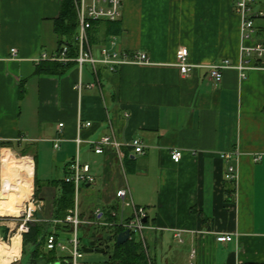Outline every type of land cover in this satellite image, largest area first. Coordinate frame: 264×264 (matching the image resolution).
Instances as JSON below:
<instances>
[{
    "label": "crops",
    "instance_id": "0c3cea01",
    "mask_svg": "<svg viewBox=\"0 0 264 264\" xmlns=\"http://www.w3.org/2000/svg\"><path fill=\"white\" fill-rule=\"evenodd\" d=\"M63 2L0 0V186L4 151H26L35 189L38 176L44 182L37 198L45 212L37 218L51 220L59 181L78 156L96 175L75 192L84 229L127 187L147 210L144 235L155 264H264V69L242 78L228 68L214 89L207 67L240 61L235 0H122L117 24L100 21L90 41L99 50L115 37L120 49L144 51L150 63L115 72L101 65L95 74L70 61L61 62V73H38L40 62L55 61H39L43 55L61 54L55 20ZM258 22L264 39V19ZM182 46L195 66L186 76L177 65ZM105 135L122 155L94 151ZM132 138L144 153L128 145ZM174 150L182 152L179 162ZM230 165L235 183L226 179ZM221 234L233 240L220 242Z\"/></svg>",
    "mask_w": 264,
    "mask_h": 264
},
{
    "label": "built area",
    "instance_id": "2783aa9c",
    "mask_svg": "<svg viewBox=\"0 0 264 264\" xmlns=\"http://www.w3.org/2000/svg\"><path fill=\"white\" fill-rule=\"evenodd\" d=\"M77 9L78 32L76 40L78 44L77 56H70L69 47L64 44L59 56L49 57L43 55L39 61L50 59L62 62L64 64L75 61L82 68L83 65L88 64L93 73L98 74L101 65H104L109 71L115 72L118 68L125 63H139L148 64L150 58L144 51L131 52L128 50L120 49L117 46L116 38L111 41L112 46L105 44L99 47V50L94 49L90 41V30L95 21H117L122 16L121 6L122 0H75ZM234 9L241 17V46H240V61L238 64H233L229 59H222L215 63L208 65L209 75L213 82L214 89H218L223 80L224 70L228 68H237L240 71L241 77L246 78V71L253 69H264V39L259 32L258 21L264 19V0H235ZM16 53V48L12 49ZM189 50L187 47L182 46L177 50V65L182 75L186 76L195 67L188 60ZM95 83H89L88 87H94ZM78 90H81L82 83H78ZM62 125V124H61ZM86 125H91V122H86ZM78 147L81 140L77 139ZM120 143L115 137L105 135L99 140L94 142L93 148L96 153H103L106 147H111L120 155ZM128 145L133 148L134 152L138 154L144 153V144L140 138H132L129 140ZM59 144L56 143L55 147ZM223 157L230 159L231 153L223 154ZM182 158L180 150L172 152V159L179 162ZM238 171L234 165H230L226 174V179L235 183L237 181ZM66 182H73L75 185V192H77L82 184H92L96 181V175L92 172L91 166L88 163H82L78 156L70 163L69 171L63 177ZM34 187V186H33ZM33 188V194L24 204L25 220L21 224V233L29 230L28 222L33 220L38 207L43 205V202L36 199ZM116 199L118 200L119 209L112 210L111 215L116 219L109 221L104 216V212L100 209L95 211L94 224L98 227L107 226L115 227L122 226V230L130 229V239L135 236L139 240L148 257L150 258L148 244L144 235V228L146 223L144 219L147 216V210L143 206L134 204L131 198L130 191L127 187L121 188L116 192ZM126 208L131 209V215L125 218ZM120 218V220H118ZM35 220V219H34ZM83 220L81 218L79 209L75 205L73 211L65 217V219H52V231L47 234L46 248L48 250H56L59 255L67 260L66 264H79L80 259L84 256V250L81 247L79 237V228L82 226ZM58 224H68L71 226L73 237L70 239L72 247L68 248L67 245L56 234L60 232L56 226ZM180 233L176 236L180 237ZM220 242L233 240L230 234H221L217 237ZM105 246V245H103ZM244 264H259V263H244Z\"/></svg>",
    "mask_w": 264,
    "mask_h": 264
},
{
    "label": "trees",
    "instance_id": "16d2710c",
    "mask_svg": "<svg viewBox=\"0 0 264 264\" xmlns=\"http://www.w3.org/2000/svg\"><path fill=\"white\" fill-rule=\"evenodd\" d=\"M100 21L93 22V28L98 25ZM111 26L117 24V21H109ZM55 30L60 36V48L64 44L69 47V55L77 56L78 44L76 34L78 32L77 9L75 0H64L60 16L55 20ZM90 30V32H91ZM64 66L59 61L40 62L38 65V73H61ZM38 185L36 181V195H38ZM60 192L55 198L52 219H65L67 214L71 213L75 206V185L73 182H66L61 179L59 181ZM119 204L116 202L104 212L106 219L115 221V217L111 215L112 210H118ZM37 213V212H36ZM51 219V220H52ZM51 220H42L41 223L37 221H30L28 223L29 230L23 233V253L31 248L29 253V264H37V259L45 264H66L67 260L59 255L56 250H48L46 248V237L51 230ZM58 230H71L68 224H58ZM106 230V234H94L90 236V240H94L96 245L103 246L105 243L113 244V250L106 255V260L100 264H155L152 258L148 257L142 243L133 236L126 243L117 245L116 235L122 231V226L107 227L101 226ZM59 236V232L56 233ZM111 235V240H107V236ZM60 237V236H59ZM42 246V252L40 247ZM28 253V252H27Z\"/></svg>",
    "mask_w": 264,
    "mask_h": 264
},
{
    "label": "bare ground",
    "instance_id": "6f19581e",
    "mask_svg": "<svg viewBox=\"0 0 264 264\" xmlns=\"http://www.w3.org/2000/svg\"><path fill=\"white\" fill-rule=\"evenodd\" d=\"M2 163L0 214L18 216L23 210L24 202L33 194L32 162L26 157L17 158L11 151L5 150ZM21 230L11 236L8 242L0 240V264H10L20 255Z\"/></svg>",
    "mask_w": 264,
    "mask_h": 264
},
{
    "label": "rangeland",
    "instance_id": "374dc122",
    "mask_svg": "<svg viewBox=\"0 0 264 264\" xmlns=\"http://www.w3.org/2000/svg\"><path fill=\"white\" fill-rule=\"evenodd\" d=\"M257 24L259 25V22H257ZM26 154H27V152L24 150L18 149V151L16 152L17 158H23ZM38 181L41 182V184L40 185L38 184V185L42 190V188L44 187V184H43L44 182L42 181V178H40L39 176H38ZM83 185L84 184H82L81 187H83ZM33 186H34V183H33ZM33 188H34V192H36L35 186ZM1 189H2V186H0V192H1ZM34 195L37 199L38 196L36 195V193ZM24 204H25V202H24ZM42 207H43V205L38 207L37 213L35 212V216L32 217L33 220H31V221L36 220L37 223L42 222L41 219L39 220L37 218L39 216L42 217L43 213L45 212L43 209H41ZM22 209L23 210L20 212V214L18 216L0 214V223H7L11 227L10 237L14 236L19 231L21 224L25 220L24 206L22 207ZM50 228H51V230L53 229L52 226ZM59 231H60L59 236H60L61 240L67 245L68 248H71L72 243L70 242V239L73 237V232L71 230H59ZM23 233H22V239H23ZM95 233L96 234H106V230H104L103 228L98 227L96 225H92L90 227V230L84 229L81 226L79 228V237H80V241H81V247H83L85 245H89L91 242L90 236H94ZM150 249H152V248H150ZM21 250H22V252H20V255L15 257V259L12 260V262L10 264H29V259H30L29 253H31V251H30L31 248L28 247V251H27L28 253L27 252L23 253V244H22ZM112 250H113V244H111V246L109 247V251H112ZM40 252H42V246L40 247ZM107 253H99V252L86 253V252H84V256L82 259H80L79 264H100L106 260V257H107L106 254ZM37 264H45V263H43L42 261L40 262L37 259Z\"/></svg>",
    "mask_w": 264,
    "mask_h": 264
},
{
    "label": "water",
    "instance_id": "95a60500",
    "mask_svg": "<svg viewBox=\"0 0 264 264\" xmlns=\"http://www.w3.org/2000/svg\"><path fill=\"white\" fill-rule=\"evenodd\" d=\"M148 219L145 218L144 222L147 223ZM10 232H11V227L7 223H0V240L4 242H8L10 239ZM130 229L126 228L122 231H120L116 235V244L121 245L126 243L130 239ZM111 235L107 236V240H111ZM84 252L90 253V252H99V253H107L109 251V245L105 246H100L96 245V242L92 240L89 245H85L82 247Z\"/></svg>",
    "mask_w": 264,
    "mask_h": 264
},
{
    "label": "flooded vegetation",
    "instance_id": "af4514ba",
    "mask_svg": "<svg viewBox=\"0 0 264 264\" xmlns=\"http://www.w3.org/2000/svg\"><path fill=\"white\" fill-rule=\"evenodd\" d=\"M104 245H109L108 243H105Z\"/></svg>",
    "mask_w": 264,
    "mask_h": 264
}]
</instances>
